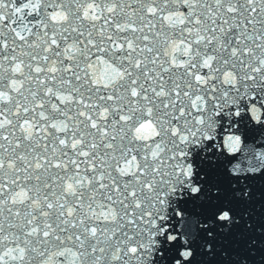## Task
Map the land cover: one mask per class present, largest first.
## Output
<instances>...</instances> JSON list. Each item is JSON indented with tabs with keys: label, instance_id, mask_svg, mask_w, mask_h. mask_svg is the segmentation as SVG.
<instances>
[{
	"label": "snow or ice",
	"instance_id": "obj_1",
	"mask_svg": "<svg viewBox=\"0 0 264 264\" xmlns=\"http://www.w3.org/2000/svg\"><path fill=\"white\" fill-rule=\"evenodd\" d=\"M249 232L264 0H0V264H253Z\"/></svg>",
	"mask_w": 264,
	"mask_h": 264
},
{
	"label": "water",
	"instance_id": "obj_2",
	"mask_svg": "<svg viewBox=\"0 0 264 264\" xmlns=\"http://www.w3.org/2000/svg\"><path fill=\"white\" fill-rule=\"evenodd\" d=\"M256 133H257L256 129H251L249 131V136L254 137ZM195 161L197 164H201L199 153L196 154ZM203 170L208 171L206 163L203 165ZM211 174L212 173L209 172L210 176ZM259 202L260 201H254V205ZM256 214L257 216H259L261 213L257 212ZM236 230L239 231L241 229L240 227H238ZM255 236L256 234L254 232H249L242 240L233 239L232 243L238 245V247L234 250L240 251L243 255L247 256L249 260L253 262V264H264V247H261L259 244H257L256 246H254V248L251 249L245 248V244L247 243V241ZM256 238L260 239L259 237Z\"/></svg>",
	"mask_w": 264,
	"mask_h": 264
}]
</instances>
